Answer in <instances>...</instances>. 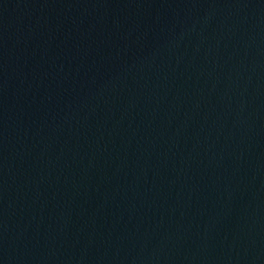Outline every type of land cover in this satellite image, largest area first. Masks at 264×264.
Masks as SVG:
<instances>
[{"label":"water","instance_id":"obj_1","mask_svg":"<svg viewBox=\"0 0 264 264\" xmlns=\"http://www.w3.org/2000/svg\"><path fill=\"white\" fill-rule=\"evenodd\" d=\"M0 264H264V0H0Z\"/></svg>","mask_w":264,"mask_h":264}]
</instances>
